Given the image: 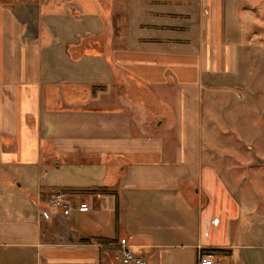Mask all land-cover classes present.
Listing matches in <instances>:
<instances>
[{"label":"crops","instance_id":"crops-1","mask_svg":"<svg viewBox=\"0 0 264 264\" xmlns=\"http://www.w3.org/2000/svg\"><path fill=\"white\" fill-rule=\"evenodd\" d=\"M227 18L225 0H0V264H124L122 238L147 264H239L253 207L212 146ZM63 188L89 210L39 205Z\"/></svg>","mask_w":264,"mask_h":264},{"label":"rangeland","instance_id":"rangeland-1","mask_svg":"<svg viewBox=\"0 0 264 264\" xmlns=\"http://www.w3.org/2000/svg\"><path fill=\"white\" fill-rule=\"evenodd\" d=\"M225 5L227 40L236 65L230 79L223 80L232 86L229 93L221 94L234 103L225 111L217 108L225 130H215L212 146H217L215 159L237 165L233 168L242 174L241 199L245 207H253L243 220L235 257L239 264H264V0H225ZM223 260L215 261L230 264L229 258Z\"/></svg>","mask_w":264,"mask_h":264},{"label":"built area","instance_id":"built-area-1","mask_svg":"<svg viewBox=\"0 0 264 264\" xmlns=\"http://www.w3.org/2000/svg\"><path fill=\"white\" fill-rule=\"evenodd\" d=\"M39 203L51 213H61L64 216H70L75 211L82 213L89 210L87 204L72 199L64 193H55L48 198L41 199ZM118 255L124 264H147L143 258L132 251L126 238H122L118 242ZM213 262L211 256L198 257V264H213Z\"/></svg>","mask_w":264,"mask_h":264},{"label":"trees","instance_id":"trees-1","mask_svg":"<svg viewBox=\"0 0 264 264\" xmlns=\"http://www.w3.org/2000/svg\"><path fill=\"white\" fill-rule=\"evenodd\" d=\"M106 190H107V188H94V189H91V190H87V192L103 193ZM58 193L67 194L68 196H70V198L78 197L81 194H83L80 191H74L73 189H68V188L67 189L63 188ZM83 241L92 242V243H98V244H113V243L116 242L115 240L104 239V238H84ZM219 254L229 255L230 251L225 250V249H202L200 251L198 257L199 256H212V257H215V256H217Z\"/></svg>","mask_w":264,"mask_h":264}]
</instances>
